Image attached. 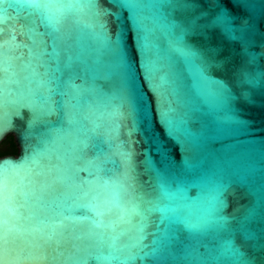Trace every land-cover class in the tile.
<instances>
[{
  "label": "water",
  "instance_id": "obj_1",
  "mask_svg": "<svg viewBox=\"0 0 264 264\" xmlns=\"http://www.w3.org/2000/svg\"><path fill=\"white\" fill-rule=\"evenodd\" d=\"M197 3L160 9L159 55L180 101L170 129L158 114L162 73L131 50L130 18L125 66L113 50L91 51L102 20L87 0H0V143L11 135L17 146L0 156L9 166L0 264H245L252 255L248 234L264 230V57L242 65L239 45L212 27L218 10ZM173 18L184 30L170 37ZM231 27L250 29L259 52L264 0H245ZM54 35L61 60L88 46L72 69L56 70ZM181 48H223L217 59L235 49L225 69L205 73L228 91L202 81L200 59ZM241 66L256 83L234 79Z\"/></svg>",
  "mask_w": 264,
  "mask_h": 264
},
{
  "label": "snow or ice",
  "instance_id": "obj_2",
  "mask_svg": "<svg viewBox=\"0 0 264 264\" xmlns=\"http://www.w3.org/2000/svg\"><path fill=\"white\" fill-rule=\"evenodd\" d=\"M245 0H205L210 8H215L218 11L215 13L216 23L212 25L213 28L222 27L221 35L234 45H239V55L242 59V65H255L260 58L264 57V40L261 41L260 51H251L255 47V40L250 39L248 32L250 29L245 27V34L237 36L231 25L235 23L236 11L244 8ZM92 7L93 15L102 20L99 24L100 31L94 33L95 47L91 51L99 53L104 49L113 50L119 57L122 64L128 66L127 60L131 56V50H136L137 54L144 58L143 65L145 70L151 69V71L161 72L160 76V88L158 90L157 101L160 105L159 115L164 120L169 128H173V114L177 112L179 106L178 93L172 86L170 79V72L165 70L164 60L159 55L158 41L160 38L161 25H160V9L168 7L173 11L176 9H195L200 7L197 0H87ZM128 9L130 17L124 15V10ZM203 15V13H201ZM131 20V29H134V38L131 41V50L126 51L128 44L125 40L126 31L131 30L127 28V19ZM109 21L114 24V30L109 28ZM188 24L195 28L198 26V18L192 15L187 21ZM169 32V36L174 35V30L180 28L184 30L182 24H177L175 19L169 21L166 25ZM111 33V34H110ZM113 34L115 38L113 39ZM209 39L211 37H208ZM0 39H2V28H0ZM62 38L59 35L51 37L53 56L57 58V71H61L62 68L72 69L75 63L81 61L83 53L88 50V46H82L78 53H66L61 60L57 57L56 48L57 42ZM177 40L169 39L168 46L173 50L176 49ZM180 51L187 58H199L201 63L198 66L199 78L207 83H211L215 88L222 91H228L227 81L224 80H210L205 73L209 68L215 67L218 69H225V67L231 63L232 55H235V49L233 54L224 56L222 59H217L223 53V48L210 49L212 56L205 55L202 51L192 50L187 48H181ZM71 53V54H70ZM152 57V59H149ZM3 59V48L0 46V62ZM234 79L237 82L243 81L246 83H256V81L250 79L247 71L243 66L233 68ZM151 75V73H150ZM261 81H264V72L260 73ZM245 96V100L248 103H253L250 94H241ZM9 167L0 161V210H2V204L4 199V173L5 169ZM227 189L221 193L223 197V204L227 206ZM132 194L135 195L133 189ZM215 211V208L213 209ZM225 220L226 218H221ZM264 240V230L259 234L249 233L247 241H253L250 244L252 255L247 256L245 264H257L259 258V264H264V243L260 241ZM7 243L3 235V226L0 223V253L3 252L4 246ZM12 243L19 245V240Z\"/></svg>",
  "mask_w": 264,
  "mask_h": 264
},
{
  "label": "trees",
  "instance_id": "obj_3",
  "mask_svg": "<svg viewBox=\"0 0 264 264\" xmlns=\"http://www.w3.org/2000/svg\"><path fill=\"white\" fill-rule=\"evenodd\" d=\"M16 153L17 146L15 144L14 138L9 135L0 143V156Z\"/></svg>",
  "mask_w": 264,
  "mask_h": 264
}]
</instances>
